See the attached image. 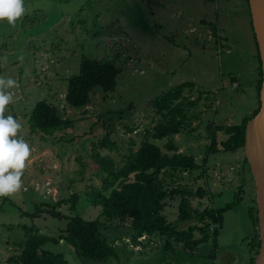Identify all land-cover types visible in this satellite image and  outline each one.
<instances>
[{
	"label": "rangeland",
	"instance_id": "374dc122",
	"mask_svg": "<svg viewBox=\"0 0 264 264\" xmlns=\"http://www.w3.org/2000/svg\"><path fill=\"white\" fill-rule=\"evenodd\" d=\"M24 6L27 11L14 27L0 20V76L17 81L9 90L13 102L6 106V115L22 123L20 135L31 148L22 189L0 197V264H8L15 242L25 240V225L60 238L66 218L29 215L43 203L76 193V209L66 202L60 207L64 214L105 219L89 195L102 186L96 155L122 164L143 141L146 130L159 121L152 99L184 82L195 83L192 98L197 103L189 111V123L173 141L179 152L195 156L201 164L211 144L210 125L240 124L259 107V60L247 0H24ZM83 56L112 60L121 73L115 90L96 87L90 104L78 109L66 103L65 95L68 79L79 72ZM39 100L58 106L72 125L44 140L34 138L25 114ZM55 136L61 139L53 141ZM227 138L224 131L218 132L219 148ZM106 139L108 144L103 143ZM154 141L168 151V138ZM243 152L210 154L206 178L198 181L209 186L210 194L192 200L203 209L223 207L238 194L242 197L224 213L217 251L213 240L194 251L177 241L166 249V237L145 236L136 244L131 228L116 226L117 220L105 223V233L118 250V256L107 261L79 256L63 239L43 248L63 253L72 264H250L257 242L256 187ZM195 173L183 174L181 182L198 183L199 171ZM168 202L165 214L176 222L178 200ZM192 224L176 225L188 230ZM214 229L211 226L210 233ZM195 236L201 233L196 231Z\"/></svg>",
	"mask_w": 264,
	"mask_h": 264
},
{
	"label": "trees",
	"instance_id": "16d2710c",
	"mask_svg": "<svg viewBox=\"0 0 264 264\" xmlns=\"http://www.w3.org/2000/svg\"><path fill=\"white\" fill-rule=\"evenodd\" d=\"M251 25L259 60L260 78L256 85L259 107L252 114L245 116L240 124L209 126L211 144L203 160L205 163L201 164L191 154L179 152L178 146L173 141V137L183 132L184 127L189 123V111L197 103V100L192 98L196 88L195 83L184 82L151 100L150 105L160 115L159 121L146 130L143 141L137 149H133L125 156L122 164L118 165L106 156L96 155L101 163L102 186L93 189L89 195L93 199L92 204L101 207V217L105 219H87L80 214H64L60 207L66 202L71 203L72 210L76 209L79 198L76 193L69 199L53 204L43 203L29 215L37 217L44 213L54 218H66L67 225L61 229L60 238L40 233L36 226L25 225L26 238L15 242L16 248L8 257L7 263L72 264L63 253L43 248L48 242L58 243L62 239L73 245L79 256L87 259L104 262L117 257L115 240L110 241L105 233L107 229L105 223H113L111 221L114 220L120 221L116 224L118 227L128 225L131 228L133 231L131 238L136 244L142 241L143 236H146L145 239L166 237L164 248L171 249L177 241L182 243L184 248L194 251L202 243L213 240V247L217 251L218 239L224 224V213L234 208L242 197L238 194L233 202L223 207L207 205L203 209L195 207L192 200L195 197L205 198L210 194L209 186L200 185L198 182L200 178H206L209 155L220 151L244 150L246 124L259 111L263 70L252 16ZM213 32L217 36L218 28L214 27ZM120 73L121 68L112 60L83 56L79 72L68 79L66 103L78 109L87 107L96 87H100L104 92L116 89ZM232 79L236 80V75H232ZM188 91L191 94H188ZM25 115H27L26 123L30 134L42 140L72 125V120L65 117L58 106L47 100H39L32 111ZM219 131H224L228 135V138L222 141V148H219L217 141ZM61 136H55L53 141L61 139ZM164 138H168L166 148L172 153L165 152L154 141ZM108 142L109 140L106 139L103 143L108 144ZM244 163L249 166L246 157H244ZM195 171H199L195 177L198 183L195 182L196 184L191 186L181 182L183 174H192ZM174 200H178L176 222L169 221L165 214L168 201ZM180 222L193 224L188 230L178 229L179 226L177 227L176 224ZM213 225L215 229L213 233H210L209 229ZM255 225L257 227L256 254L250 258V264H255L261 245L257 206ZM196 231L201 233L200 237L196 238ZM173 237L174 241L171 240Z\"/></svg>",
	"mask_w": 264,
	"mask_h": 264
},
{
	"label": "clouds",
	"instance_id": "9594fccd",
	"mask_svg": "<svg viewBox=\"0 0 264 264\" xmlns=\"http://www.w3.org/2000/svg\"><path fill=\"white\" fill-rule=\"evenodd\" d=\"M26 11L24 0H0V20L13 27ZM16 86L15 79L0 76V197L13 196L22 189V176L31 155L30 145L20 135L22 123L13 115H6V106L13 102L9 90Z\"/></svg>",
	"mask_w": 264,
	"mask_h": 264
},
{
	"label": "water",
	"instance_id": "95a60500",
	"mask_svg": "<svg viewBox=\"0 0 264 264\" xmlns=\"http://www.w3.org/2000/svg\"><path fill=\"white\" fill-rule=\"evenodd\" d=\"M263 70L259 111L248 120L244 157L247 158L256 187L259 235L261 245L255 264H264V0H248Z\"/></svg>",
	"mask_w": 264,
	"mask_h": 264
},
{
	"label": "built area",
	"instance_id": "2783aa9c",
	"mask_svg": "<svg viewBox=\"0 0 264 264\" xmlns=\"http://www.w3.org/2000/svg\"><path fill=\"white\" fill-rule=\"evenodd\" d=\"M143 237H145V236H143Z\"/></svg>",
	"mask_w": 264,
	"mask_h": 264
},
{
	"label": "crops",
	"instance_id": "0c3cea01",
	"mask_svg": "<svg viewBox=\"0 0 264 264\" xmlns=\"http://www.w3.org/2000/svg\"><path fill=\"white\" fill-rule=\"evenodd\" d=\"M243 153H244V152H243ZM243 153H242V154H243Z\"/></svg>",
	"mask_w": 264,
	"mask_h": 264
}]
</instances>
